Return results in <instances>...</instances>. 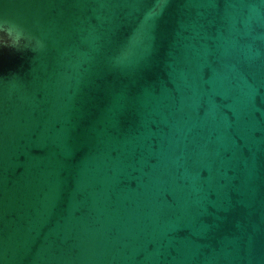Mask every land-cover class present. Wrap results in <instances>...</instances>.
<instances>
[{"label": "water", "instance_id": "water-1", "mask_svg": "<svg viewBox=\"0 0 264 264\" xmlns=\"http://www.w3.org/2000/svg\"><path fill=\"white\" fill-rule=\"evenodd\" d=\"M0 13V264H264V0Z\"/></svg>", "mask_w": 264, "mask_h": 264}, {"label": "clouds", "instance_id": "clouds-1", "mask_svg": "<svg viewBox=\"0 0 264 264\" xmlns=\"http://www.w3.org/2000/svg\"><path fill=\"white\" fill-rule=\"evenodd\" d=\"M33 40L23 27L14 19H11L0 13V48H11L17 51L30 49L34 51L40 42L35 44L30 42Z\"/></svg>", "mask_w": 264, "mask_h": 264}]
</instances>
